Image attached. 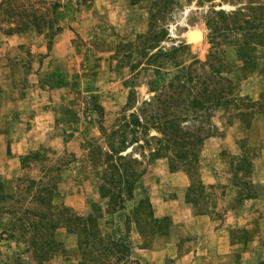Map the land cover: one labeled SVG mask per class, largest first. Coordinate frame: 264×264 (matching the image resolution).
Wrapping results in <instances>:
<instances>
[{
    "label": "rangeland",
    "instance_id": "1",
    "mask_svg": "<svg viewBox=\"0 0 264 264\" xmlns=\"http://www.w3.org/2000/svg\"><path fill=\"white\" fill-rule=\"evenodd\" d=\"M257 1L261 2L0 0V195L13 196L0 198V264L80 262L78 236L63 226L56 233L60 249L43 258L31 248L29 236H12L7 231L11 210L22 215L33 206L29 198L35 187L31 193L20 194L27 185L23 181L48 180L45 166L56 168L51 176L56 181L58 210L66 206L74 215L92 216L103 235L130 245V252L119 261L110 252L108 264H183V253L196 245V230L213 224L229 231L233 240L251 243L257 235L264 240V186L253 182L264 178V171H253L260 130L251 128L255 116L264 113V43L243 57L238 44L245 33L232 28L237 18L215 13L223 10L227 15ZM208 19L220 28L213 31ZM12 35L17 37L9 39ZM210 51L224 61L223 74L229 81L222 85L212 79L215 68L204 64ZM247 56L249 65L243 59ZM191 63L192 80H182L192 93L200 98L213 86L225 90L221 102L208 111L194 109L205 119L185 122L194 136H201L193 149L194 160L146 157L133 197L112 204L100 192L104 167L91 160L90 144L106 149V133L137 112L144 101L160 105L155 97L166 90L174 75H186ZM180 107H184L182 101ZM227 133L235 141L236 153L221 148L216 155L203 157L205 139ZM151 135L160 133L150 128ZM21 141L26 142L22 150ZM144 149L138 148L134 156L140 157ZM38 151L43 158L22 163L26 155ZM207 166H211L210 177H217L213 184L203 180ZM21 196L26 200H20ZM252 197L261 199L257 208L254 203L245 206V199ZM140 200L151 203L152 210L142 211L151 222L157 220L154 225L135 212ZM182 201L192 203L191 208L209 220L197 228L184 223ZM138 217H142L140 224ZM152 249L161 250V255L148 261L151 258L146 255ZM204 249L200 247V252ZM242 249L221 253L218 261L237 263ZM261 250L259 258L264 257V246ZM200 258L196 264H213L205 255Z\"/></svg>",
    "mask_w": 264,
    "mask_h": 264
},
{
    "label": "trees",
    "instance_id": "2",
    "mask_svg": "<svg viewBox=\"0 0 264 264\" xmlns=\"http://www.w3.org/2000/svg\"><path fill=\"white\" fill-rule=\"evenodd\" d=\"M164 1L170 4L175 0ZM215 13L224 17L237 18L236 21H233L232 28L242 29L245 33L246 38L238 44V50L243 53V57L257 44L264 43V0L239 6L227 15L223 10L215 11ZM207 24L213 31L220 28V26L210 22L209 19ZM228 25L231 26L232 24ZM243 59L245 63L250 64L251 61L248 56ZM192 64L187 67L186 75H174L166 90L155 97L160 105H154L153 100L144 101L145 105L150 106L149 109L142 104L137 108V112L125 116L121 124L106 133V149L90 144L91 160L103 164L104 167L102 177L104 183L100 187V192L103 196H108L112 204L117 205L123 203L126 198L133 197L135 185L145 169L143 160L146 157H169L172 161L185 160L191 162L194 160L192 158L194 157L193 149L201 140V136H194L187 129L188 126H185V122L198 118L205 119L204 116L195 113L194 109L200 108V110L208 111L212 104L221 102V99L225 97V90L223 87L220 89L213 86L212 92L209 89L207 94L204 93L205 96L200 98L192 93V88L187 87L186 81L182 80L184 77L187 81L192 80V69L190 68ZM204 64L215 68L212 79L220 85L228 80L223 74L224 61L216 53L210 51ZM206 89L207 87L204 88V91ZM185 90L187 93L183 98ZM180 101L184 104L183 108L180 107ZM189 110L192 111L191 114H184L185 111ZM150 128L156 129L160 135L149 136ZM208 135H210L209 131L206 133V136ZM206 136H202V138ZM141 140L143 142H140ZM153 141L156 142L155 145L152 144ZM130 147L132 150L128 151ZM145 147H147V153H145ZM138 148L144 149L139 152L140 157L134 156V152ZM40 158H43V154L38 151L26 155L22 159V163L31 160L38 161ZM45 167L48 180L31 179L28 182L23 181L27 184L24 189L17 186L18 189L23 190L20 194L31 193L33 187H35V192L29 198L32 200L33 206L27 207L22 215H16L17 213L15 214L11 210L12 218L7 222L9 226L7 231H10V235L14 236L18 233L22 238L29 236L27 240L37 256L51 257L60 249V243L56 240V233L57 229L63 226L68 233H74L78 236V249L81 251L79 264H108L110 252L111 257L116 258L117 261L127 256L130 252V245L121 238L115 239L112 236L103 235L94 217L74 215L66 206L57 209L58 206L54 202L56 181L51 176L56 168ZM2 188V183H0V192ZM3 197L13 196L1 194L0 198ZM24 199L21 196L20 200ZM148 207L152 210L151 203L148 202L147 204L145 200H140L135 205V212L140 211L145 215L144 218L141 217L142 220L144 219L146 223L154 225L152 222L157 220L153 219L154 221L151 222L148 215L142 211ZM141 218L136 219L139 224ZM152 218H154L153 215Z\"/></svg>",
    "mask_w": 264,
    "mask_h": 264
},
{
    "label": "crops",
    "instance_id": "3",
    "mask_svg": "<svg viewBox=\"0 0 264 264\" xmlns=\"http://www.w3.org/2000/svg\"><path fill=\"white\" fill-rule=\"evenodd\" d=\"M16 35L9 36V39L16 38ZM264 125V113L259 114L255 116L253 119V125L251 128L255 127L254 129H259V136L257 137V141L259 140V149L257 150V159L253 161V171L256 174V172H263L264 171V126H261L260 124ZM258 125V126H257ZM25 141H21L18 143L19 149H23L25 147ZM221 148L227 149L228 151L232 153H236V144L235 141L232 139L230 133H227L226 135L217 136V137H209L205 139L203 143V157H212L219 152ZM204 177L203 180L206 184H213L216 182L217 177L212 176L210 177L211 172V166L205 167L203 169ZM254 183H258L260 186H264V178L261 180L254 179ZM163 187V184L160 186ZM182 190V189H181ZM260 197H252L250 199H245V206L247 203L252 204L254 203L258 207V202L260 203ZM159 202V201H158ZM182 201L183 207L182 209V216H183V222L184 223H190L194 228H197L201 226V223H206L209 219L206 217V215L197 214L194 210V208H191L192 203L184 202ZM262 203V202H261ZM260 203V204H261ZM162 207V206H161ZM193 207V206H192ZM162 210V209H161ZM194 210V211H193ZM262 210L255 211L256 215H260L262 213ZM253 211V210H252ZM251 211V212H252ZM179 212L175 214V216L179 217ZM243 214H248L247 211H243ZM264 214V213H263ZM179 220H182L180 218ZM210 225V223H209ZM212 225V224H211ZM217 224H213L211 227H208L207 229H197L195 238L196 245L183 253L181 256L182 263H192L196 264L198 261H201L202 258H200L201 255H205V258L212 261L213 264H221V261L219 259V255L221 253L223 254H229L231 250L234 247H242L241 255H240V261L234 264H259L258 261L264 260V257H260L259 255L261 253V249L264 246V240L262 239V235H257L254 240L249 242H245L244 240H233L229 234V231L220 230L216 226ZM228 225V223H225V227ZM204 227V226H203ZM233 225L231 223L227 228H231ZM201 228V227H200ZM244 228L249 229V226L245 224ZM225 232V234H224ZM219 233L223 234L217 235ZM200 247H205L203 252H200ZM161 250L158 249H152L148 251V254L146 256H149L151 260L148 261H155L157 260L158 255H161ZM204 258V259H205ZM259 258V259H258ZM227 264H233V263H227ZM264 264V263H260Z\"/></svg>",
    "mask_w": 264,
    "mask_h": 264
}]
</instances>
